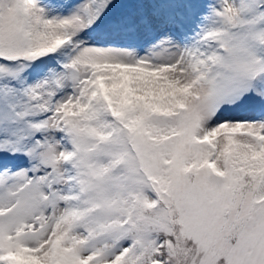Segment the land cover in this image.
Here are the masks:
<instances>
[{
	"label": "snow or ice",
	"instance_id": "6c2138e0",
	"mask_svg": "<svg viewBox=\"0 0 264 264\" xmlns=\"http://www.w3.org/2000/svg\"><path fill=\"white\" fill-rule=\"evenodd\" d=\"M0 264H264V0H0Z\"/></svg>",
	"mask_w": 264,
	"mask_h": 264
}]
</instances>
